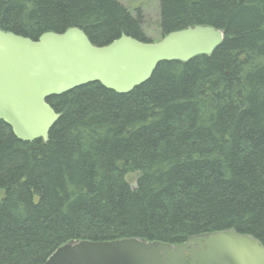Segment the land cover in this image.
<instances>
[{"label": "trees", "instance_id": "trees-1", "mask_svg": "<svg viewBox=\"0 0 264 264\" xmlns=\"http://www.w3.org/2000/svg\"><path fill=\"white\" fill-rule=\"evenodd\" d=\"M159 8L162 38L205 24L223 42L160 63L130 93L94 82L51 96L47 141L0 120V264H43L72 240L176 245L235 230L264 245V0ZM143 26L119 0H0V28L33 40L78 27L96 46L155 42Z\"/></svg>", "mask_w": 264, "mask_h": 264}, {"label": "water", "instance_id": "water-1", "mask_svg": "<svg viewBox=\"0 0 264 264\" xmlns=\"http://www.w3.org/2000/svg\"><path fill=\"white\" fill-rule=\"evenodd\" d=\"M223 40L224 31L205 24L173 31L159 42L123 34L103 46L78 27L46 32L37 40L0 28V120L23 141H47L60 117L47 102L51 96L94 82L130 93L160 63L211 55ZM43 264H264V245L235 230L176 245L139 238L72 240Z\"/></svg>", "mask_w": 264, "mask_h": 264}, {"label": "rangeland", "instance_id": "rangeland-1", "mask_svg": "<svg viewBox=\"0 0 264 264\" xmlns=\"http://www.w3.org/2000/svg\"><path fill=\"white\" fill-rule=\"evenodd\" d=\"M132 12L140 9L144 18V31L146 36L152 41L158 42L162 39L157 23L160 16L159 0H119ZM137 174L128 176L132 187L136 186Z\"/></svg>", "mask_w": 264, "mask_h": 264}]
</instances>
